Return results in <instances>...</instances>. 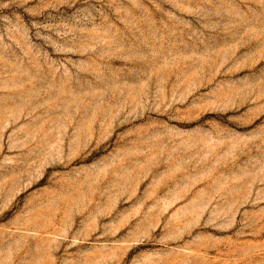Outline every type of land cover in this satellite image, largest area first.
I'll list each match as a JSON object with an SVG mask.
<instances>
[{
  "label": "rangeland",
  "instance_id": "obj_1",
  "mask_svg": "<svg viewBox=\"0 0 264 264\" xmlns=\"http://www.w3.org/2000/svg\"><path fill=\"white\" fill-rule=\"evenodd\" d=\"M0 264H264V0H0Z\"/></svg>",
  "mask_w": 264,
  "mask_h": 264
}]
</instances>
